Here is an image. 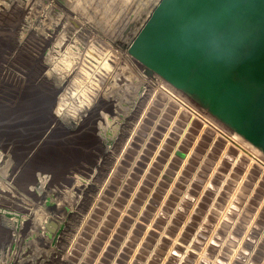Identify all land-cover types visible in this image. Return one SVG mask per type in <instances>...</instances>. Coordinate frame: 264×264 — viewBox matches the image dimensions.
I'll list each match as a JSON object with an SVG mask.
<instances>
[{"label": "rangeland", "instance_id": "rangeland-1", "mask_svg": "<svg viewBox=\"0 0 264 264\" xmlns=\"http://www.w3.org/2000/svg\"><path fill=\"white\" fill-rule=\"evenodd\" d=\"M159 1L0 0V177L19 188L3 189L0 264H264L252 155L186 129L187 106L160 147L175 101L147 138L168 96L192 106L129 51Z\"/></svg>", "mask_w": 264, "mask_h": 264}, {"label": "water", "instance_id": "water-1", "mask_svg": "<svg viewBox=\"0 0 264 264\" xmlns=\"http://www.w3.org/2000/svg\"><path fill=\"white\" fill-rule=\"evenodd\" d=\"M129 51L264 154V0H160Z\"/></svg>", "mask_w": 264, "mask_h": 264}, {"label": "crops", "instance_id": "crops-1", "mask_svg": "<svg viewBox=\"0 0 264 264\" xmlns=\"http://www.w3.org/2000/svg\"><path fill=\"white\" fill-rule=\"evenodd\" d=\"M169 97H168L169 98L168 99L169 101L165 102L164 105L160 108L159 112L156 113L157 118L155 120L154 125L151 127L150 132H148V137H147V138H149L150 136H152L153 135V131L156 130L157 125H160L159 124L160 123V119H163V115L165 113H167V108L169 107L170 101H173L174 100L176 103H178L179 106H180V109L177 111L178 113L173 116V120H172V122H170L171 125H170V127H168L167 132H164L163 133L164 136L161 139L160 147L165 142V140L167 139V137L169 136V131H171V132L173 131L172 128H173V125H175V121L178 118L179 112L182 109H185L186 108L185 107L186 103L184 101H182L183 99L182 100L179 99L180 97L179 98L177 96L174 97L173 95L172 96H169ZM179 102H182L183 104L182 103H179ZM181 106H183V107H181ZM187 111H189V113L192 114V118H191L190 121L186 122V124H187L186 129L191 125V122H192L193 119H197V120L203 122L204 127H206V126L207 127H210V124H211L212 126H214L217 129L216 136H215L213 142L215 141V139H217L218 136L223 137L228 142V145L229 144L233 145V143L231 141H234L237 145H239L240 147L245 148V150L252 155V157H250L251 158V162L249 163V167H248L247 171L249 172V168L252 167V165L254 163H256V164L258 163L259 166H261L262 169H263V171H264V166H262L259 162L256 161V159L258 158L264 164V155H262L261 154L262 151L259 148H257L254 144H252L249 140H247L245 137H243L241 134L237 133L236 131L232 130L224 122H222L220 119H218L215 116L214 117H212V116H207L206 117L198 109L193 108V107L191 108L189 105L187 106ZM219 126H220V128H219ZM203 131H204V128L200 130V133L197 136V140L199 138H201V135H202ZM181 141H182V138L180 140H178V144L174 147L173 153H175V152L177 153V151L180 150L178 147L181 144ZM195 145H196V142H195V144H193V146H191L189 148L188 151H186V152L183 151L185 153V157L184 158H181L182 161L186 162L192 156V153L194 152ZM233 146H235V145H233ZM209 149H207V151H209ZM180 151H182V150H180ZM225 153H226V148L223 150L221 157L224 156ZM240 153H243V151L240 150ZM238 157L239 156L236 157V160L233 162V165H235Z\"/></svg>", "mask_w": 264, "mask_h": 264}, {"label": "bare ground", "instance_id": "bare-ground-1", "mask_svg": "<svg viewBox=\"0 0 264 264\" xmlns=\"http://www.w3.org/2000/svg\"><path fill=\"white\" fill-rule=\"evenodd\" d=\"M168 87V86H167ZM163 89V88H162ZM158 91H160V90H158ZM166 93H167V91H165ZM163 93V92H162ZM175 93V92H174ZM165 94V93H164ZM170 94V93H169ZM171 96H172V94H171ZM169 97V96H168ZM175 97V96H174ZM173 97V98H174ZM170 98V97H169ZM168 98V99H169ZM179 98V97H178ZM181 98V97H180ZM179 98V99H180ZM154 99V98H153ZM182 100V99H181ZM169 101V100H168ZM174 101V100H173ZM183 101V100H182ZM179 103H182V102H179ZM183 104V103H182ZM186 106V105H185ZM181 107H183V106H181ZM179 108V107H178ZM164 112V111H163ZM168 113V112H167ZM180 117V116H179ZM171 119V118H170ZM208 120V119H207ZM141 122H142V120H141ZM217 123V122H216ZM209 124V123H208ZM171 125V124H170ZM211 125V124H210ZM215 125V124H214ZM221 126V125H220ZM220 126H219V128H220ZM213 127V126H212ZM137 128H138V126H137ZM157 128V127H156ZM135 131H137V130H135ZM167 132V131H166ZM133 135H135V134H133ZM134 137V136H133ZM129 139H131V138H129ZM148 142V141H147ZM125 146V145H124ZM124 149H126V148H124ZM164 149V148H163ZM126 151V150H125ZM124 153V152H123ZM131 153V152H130ZM256 157V156H255ZM257 160V159H256ZM141 161V160H140ZM115 164H117V163H115ZM263 164V163H262ZM264 165V164H263ZM116 167V166H115ZM115 169V168H114ZM112 172V171H111ZM109 179V178H108ZM108 182V181H107ZM114 184V183H113ZM15 186H17V184L14 182V184H13V180H12V178H10L9 176L8 177H6V178H2V177H0V227H1V225L4 223L3 221H5L6 222V218H8V214H9V212H7V211H5V209H3L4 207H2L3 205H6V204H11L10 203V201H9V196H8V194H10V193H7L6 191H4L3 189H6V188H15V190L12 192L13 194H15L16 193V191L19 189L18 188V186H17V188L15 187ZM21 190V189H20ZM27 190V189H26ZM35 190V189H34ZM27 191H29V190H27ZM32 191V190H31ZM103 192V191H102ZM101 193V192H100ZM32 194V193H31ZM39 195V194H38ZM43 195V194H42ZM126 195V194H125ZM66 199V198H65ZM60 201H61V198H60ZM67 201L68 202H64L66 205H67V207L63 210L60 206H59V201H58V203H57V206H56V212L57 213H59V215L61 214V215H63L64 216V218H62L61 216H59L58 218L60 219H57V218H55L54 216H53V219H52V221H51V226H52V228H50V230H52L53 228L56 230V229H59L60 227H61V225L63 226L64 225V223H65V220L71 215V209H72V203H71V201H69L68 199H67ZM94 206V205H93ZM2 207V208H1ZM8 207H10V205L8 206ZM92 210V209H91ZM90 213V212H89ZM88 215V214H87ZM86 218V217H85ZM88 218V217H87ZM85 220V219H84ZM83 222V221H82ZM82 224H84V223H82ZM80 230H81V228H80ZM53 231V230H52ZM80 233V232H79ZM1 234V233H0ZM74 236H76V235H74ZM2 237V236H1ZM76 238V237H75ZM76 240V239H75ZM73 243H75V242H73ZM70 244V243H69ZM72 248V247H71ZM7 249V248H6ZM69 252V251H68ZM4 253V252H3ZM5 255L4 254H2V253H0V262H2L3 263V260L5 261V257H4ZM7 256V255H6ZM2 259V260H1Z\"/></svg>", "mask_w": 264, "mask_h": 264}, {"label": "built area", "instance_id": "built-area-1", "mask_svg": "<svg viewBox=\"0 0 264 264\" xmlns=\"http://www.w3.org/2000/svg\"><path fill=\"white\" fill-rule=\"evenodd\" d=\"M138 72H139V74H140L141 76H144V78H146L145 75L143 74V72H142L141 70L139 71V69H138ZM188 105H189L191 108L194 107L193 105L191 106L190 104H187V106H188ZM186 110H187V108H186ZM188 110H189V109H188ZM188 112H189V111H188ZM190 112H191V111H190Z\"/></svg>", "mask_w": 264, "mask_h": 264}]
</instances>
